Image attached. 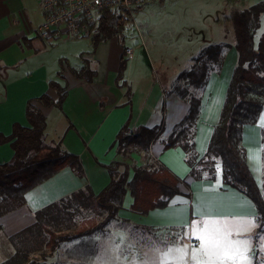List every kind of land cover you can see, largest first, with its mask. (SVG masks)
<instances>
[{
    "label": "crops",
    "instance_id": "0c3cea01",
    "mask_svg": "<svg viewBox=\"0 0 264 264\" xmlns=\"http://www.w3.org/2000/svg\"><path fill=\"white\" fill-rule=\"evenodd\" d=\"M223 1L230 8L227 14L222 15V23L233 11L249 6L253 0ZM42 22L43 14L37 0H0V134L9 136L14 124L29 126L25 111L28 102H31L46 118V143L59 144L63 152L76 156L83 175L79 177L69 167L63 168L30 190L25 196L24 206L0 218V263L16 253L17 248L32 246L29 234L21 233L34 225L36 212L65 198L72 199L73 194L80 192L98 195L110 182L107 166L113 162H123L124 159L129 166V179L136 168L144 165L140 154L128 151L122 157L118 151L115 143L117 134L127 125L130 131L138 127L158 129L159 135L149 149L151 166H161L176 176L180 181V194L174 196L166 207L140 215L131 210L133 198L126 191L115 218L106 227L112 225L116 228L123 224L136 230L162 233L163 237L166 235V243L175 245V249L182 246L190 249L193 244L198 246L201 244L199 237L208 235L221 240L223 247L229 244L232 250L239 247L247 259L241 260L237 256L221 261L213 257L211 261L199 260L200 264H264V230L257 232L259 222L254 204L238 190L224 185L220 162L207 157L208 143L237 61L231 27L225 26L227 36L219 40H205L198 47V55L206 58L207 55L202 53L208 47L227 39L219 43L224 44L226 57L221 67L215 65L210 69L204 93L194 95L200 99L201 108L195 125L194 152L189 155L179 146L164 148L165 139L184 118L189 104L174 88L168 90L163 98L160 97L163 90L158 93L152 89L150 79L143 75L142 61H135V47L131 61L123 53V48L129 45L119 43L116 38L100 42L95 48L72 40L44 41L37 35V28ZM85 53L88 54L90 69L95 72L92 81L75 78L72 73V69L81 67L80 55ZM222 54L223 47L220 46L215 55L222 57ZM122 57L128 61L120 79L118 70ZM60 69L62 79L58 77ZM136 73H142L137 80L138 86H150L141 94H138V88L134 90L132 86ZM53 81L64 88L61 107H45L35 101L42 95L58 100V93L50 87ZM184 90L192 95L190 84H186ZM242 146L247 166L264 198V106L254 125L243 126ZM126 154L134 157L132 164ZM12 156L10 145L0 144V164L8 162ZM204 160L207 162L202 163ZM190 161H193L197 179L191 175ZM96 241L98 243L99 238L94 233L64 242L54 253L49 254L48 251L41 258L28 250L26 253L32 257L29 264H74L82 259L79 255L95 256L89 245H95ZM129 244L137 247L131 241ZM65 246L72 250L63 259L58 257V251ZM137 248L140 257L136 262L141 263L143 245L140 243ZM161 248H157V254ZM219 251L222 255V249ZM176 253L173 252L172 256ZM156 264H162L159 258Z\"/></svg>",
    "mask_w": 264,
    "mask_h": 264
},
{
    "label": "trees",
    "instance_id": "16d2710c",
    "mask_svg": "<svg viewBox=\"0 0 264 264\" xmlns=\"http://www.w3.org/2000/svg\"><path fill=\"white\" fill-rule=\"evenodd\" d=\"M264 16V1H260L246 9L235 10L225 18L224 23L231 27L235 38L237 61L229 81L223 107L214 126L207 147V157L217 159L222 167L221 179L224 185L238 190L247 196L255 206L258 214V233L264 230V198L250 173L246 163V154L242 146V129L244 125H254L264 106V35L258 48H254V36ZM129 26L124 16L109 15L98 26L91 40L95 48L100 42L122 35ZM123 42V41H122ZM215 50H219L217 46ZM214 49H210L214 50ZM209 51L202 53L207 57L196 61L194 66L182 77L190 84L199 85L206 81L211 64H219L221 57L211 55ZM209 54V55H208ZM87 53L80 55L81 67L72 69L75 78L92 81L95 72L89 67ZM127 59L121 58L118 77L121 79L127 66ZM60 68L61 61L59 62ZM58 77L62 79L61 69ZM50 87L58 93V100H52L48 95L35 99L45 107L58 106L64 97V88L59 83L50 82ZM179 96L189 104V110L184 118L175 126L172 134L165 139L164 148L181 147L187 154L194 152L195 125L200 115V99L189 95L187 90L179 92ZM28 127L14 124L9 136L0 134V144H9L13 150L12 158L0 164V218L26 204V194L44 183L65 167H69L76 175H83L82 166L74 155L63 152L59 144H48L44 131L46 118L39 109L28 102L25 111ZM156 128L138 127L133 131L124 126L116 137V145L122 157L128 151L140 154L144 165L136 168L129 179V166L125 162H113L107 166L110 174L109 184L98 195L92 192L73 194L72 199L65 198L51 204L46 209L35 213V223L21 234H29L30 241L42 238L44 230L40 219L44 221L51 217H59V212L66 209H86L104 213L102 222L92 225H81L78 229L54 231L45 228L48 240L46 248L49 254L67 241L91 236L102 231L116 216L119 202L126 191L133 198L131 210L140 215H147L151 210L164 208L169 201L180 194L179 179L165 168L151 166L149 149L157 139ZM205 160L202 162L204 163ZM207 162V161H206ZM205 162V163H206ZM191 175L198 178L193 170V161L189 162ZM75 199V200H73ZM50 211H54L49 213ZM56 212V213H55ZM71 231V232H70ZM27 251H17L0 264H29L32 257Z\"/></svg>",
    "mask_w": 264,
    "mask_h": 264
},
{
    "label": "rangeland",
    "instance_id": "374dc122",
    "mask_svg": "<svg viewBox=\"0 0 264 264\" xmlns=\"http://www.w3.org/2000/svg\"><path fill=\"white\" fill-rule=\"evenodd\" d=\"M259 1L261 0H253L249 3V6ZM249 6L240 7L238 10L246 9ZM229 8L230 6L225 4L223 0H155L144 5L135 13L132 25L123 30L122 35L119 37V43L123 41L124 44L135 47V61H142L143 75L150 79L151 83L149 82V84L153 90H157L158 93L163 90L160 96L163 98L168 90L174 88L177 91H183L185 85L190 84L182 75L190 70L196 61L201 59V56L198 55V47L203 45L205 40H219L220 37L223 38L228 35V29L221 21L222 15L227 14ZM216 22L220 24H216ZM263 35L264 16L261 17L260 26L254 36V48H258ZM226 40H221V42L224 43ZM72 41H79L82 46H92L91 40L87 38ZM221 42L218 41L216 45L217 47H223L221 62L216 65L217 68L221 67L226 58L224 44H219ZM210 49H214V47H208L205 51ZM209 53L215 55V49L209 51ZM214 66L215 64H211V67ZM140 74L142 73H136L132 82L133 89L138 88V94L150 88V86L145 88L144 84L138 86L137 80ZM206 82L207 80L199 85L190 84V93L192 95L203 94ZM161 103H163V99H161ZM127 158L131 159L130 164H132L134 158L132 154ZM97 212L90 207L86 209H66L59 212L57 218L51 217L45 221L41 218L40 223L44 229L41 232L42 238L33 240L30 248L23 247L20 250H28L29 253L31 252L30 254L41 258L48 252L45 246L48 240L45 228L54 231H74L83 224H97L102 222L105 216L99 215ZM106 228L96 232L99 242L96 241L95 245H89L90 250L96 253L95 256L88 258V255H79L78 257L82 259H78L77 263L74 264H156L158 258L162 264L168 262L200 264L199 260L209 259L199 251L201 244L198 246L197 244L190 245V249L182 246L181 249L186 251L184 253L177 251L176 255L172 256L177 249L174 248L175 245L170 246L166 243V235L163 237L162 233L143 229L136 230L123 224L116 228L112 225L107 230ZM156 237H159V239ZM129 241L135 243L137 247L140 243L143 245L141 263L136 262V259L140 257L138 248L129 244ZM158 247H163L159 254H157ZM68 248L66 246L61 247L58 251V257L65 259L72 250ZM20 250L17 248V251ZM194 251L197 253L196 259H193ZM181 255H183L182 261L179 260ZM65 263L67 262L63 264Z\"/></svg>",
    "mask_w": 264,
    "mask_h": 264
},
{
    "label": "built area",
    "instance_id": "2783aa9c",
    "mask_svg": "<svg viewBox=\"0 0 264 264\" xmlns=\"http://www.w3.org/2000/svg\"><path fill=\"white\" fill-rule=\"evenodd\" d=\"M155 0H37L43 22L37 35L44 41L93 40L98 26L109 15L124 16L132 25L135 13ZM123 53L134 58V48L126 46ZM191 264V263H190Z\"/></svg>",
    "mask_w": 264,
    "mask_h": 264
},
{
    "label": "snow or ice",
    "instance_id": "6c2138e0",
    "mask_svg": "<svg viewBox=\"0 0 264 264\" xmlns=\"http://www.w3.org/2000/svg\"><path fill=\"white\" fill-rule=\"evenodd\" d=\"M199 239L201 240V247H200V252L209 258V260L211 261V259L213 257H215L217 260H223L224 258L227 259H235L237 256H239V258L241 260H246L247 257L244 255L243 252H240L239 247H237L235 250H232L231 245L229 244L228 247H223L221 240L219 239H212L211 237H209L208 235H201L199 237ZM222 249V255H221V250ZM176 251L184 253L186 250L183 249H177ZM196 255L197 253L194 251L193 252V259H196ZM167 259V257H166ZM179 260H183V255H181L179 257Z\"/></svg>",
    "mask_w": 264,
    "mask_h": 264
}]
</instances>
